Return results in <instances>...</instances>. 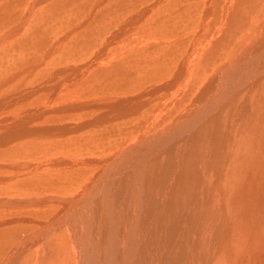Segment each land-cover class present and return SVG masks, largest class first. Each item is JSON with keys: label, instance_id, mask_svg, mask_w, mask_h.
Instances as JSON below:
<instances>
[{"label": "rangeland", "instance_id": "rangeland-1", "mask_svg": "<svg viewBox=\"0 0 264 264\" xmlns=\"http://www.w3.org/2000/svg\"><path fill=\"white\" fill-rule=\"evenodd\" d=\"M161 1L0 0V39L13 33V39L0 45V121L17 119L19 131L25 127L28 132L11 141L10 137L5 140L7 130L0 129V141L5 143L0 146V176L9 177L33 163H61L67 158L103 160L132 148L143 136L134 131L157 117L165 105L164 99L176 96L173 91L163 95L162 87L174 78L173 72L186 57L199 51L192 57L196 69L189 75L186 87L179 91L181 98L186 99H175L179 106L170 100L171 104L162 112L164 124L151 126L150 133L158 134L192 105L207 83L214 81L215 73L220 70L224 76V69L234 63L236 55L244 47L257 44L264 33V0H236L237 9L234 6L233 11L242 20L237 17L235 26L221 25L231 0ZM210 34L215 39H227L218 46L213 41L206 46L203 41L208 42L205 38H211ZM115 36L120 39L108 45ZM97 54L106 56L103 64L59 96L57 91L67 79H73ZM238 95L232 109L227 107L220 113L223 128L216 140L220 143L231 128L233 132L228 161L224 162L226 166L218 180L216 172L223 164L222 154L216 153L215 163L209 162L210 172L200 181L205 185V203L195 198L198 185L186 187L174 202L175 213L190 212L186 213L190 218L187 229L171 247V258L178 260L176 264H264V77L249 95ZM247 97V117L236 125L234 107L239 108ZM126 100H139L145 107L131 118H98L113 112L112 108H105ZM65 107L70 108L69 112L58 114L56 110ZM77 107L81 109L75 110ZM18 115L25 116L21 119ZM228 124L230 128L226 130ZM257 141L260 142L254 144ZM175 147L176 152L181 149L180 144ZM199 148L202 162L207 155L203 146ZM91 167L51 171L44 176L25 173L24 178L1 184L0 197L8 194L17 199L48 192L67 198L68 193L73 196L96 174V168L101 169V165ZM152 194L156 197L154 191ZM59 210L57 205L34 211L0 209V223L17 221L12 227L9 224L0 228V263L8 256L11 245L14 247L39 227L38 223L18 219L50 222ZM49 237L46 264H76L68 229L55 230ZM31 252H25L19 264H35V253Z\"/></svg>", "mask_w": 264, "mask_h": 264}, {"label": "bare ground", "instance_id": "bare-ground-1", "mask_svg": "<svg viewBox=\"0 0 264 264\" xmlns=\"http://www.w3.org/2000/svg\"><path fill=\"white\" fill-rule=\"evenodd\" d=\"M239 2L238 4L242 5L243 2ZM235 4L236 0H231L229 10H226L227 12L224 14L222 13L224 20L221 25L224 26L226 23H230L229 25L235 26L234 23L237 17L241 19L239 18L240 15H235L237 11H233ZM235 8L237 9L236 6ZM149 9L151 10L152 8ZM12 36L13 33H7L0 39V45L13 39ZM210 36L211 38H207L208 36L205 38L208 42L205 43L203 41L205 45L207 44L206 46H209L212 41L218 46L225 43L227 39L225 36L217 39H215L213 34H210ZM119 39V37L115 36L108 45H112L113 42ZM258 39L257 44L255 43L252 47L249 46L250 48L244 47L242 52L236 55L234 63H230L231 65H228L229 67L226 66L224 69L226 72L224 76L220 70L217 75L215 73L213 79L215 82L207 83L190 107L184 110L172 123L170 122L171 124H168L167 128L165 127L158 134L153 135L150 130L163 122L161 116L167 104L172 100L177 104L178 102L175 99H186V96L181 98L179 91L186 87L189 75L194 73L196 64L192 57L199 51L193 53L192 56L190 55L191 57H186L179 65L180 67L177 68V71L173 72L174 78L166 82L167 84L161 89L163 95L165 92L172 94L173 91V94H176L175 98L170 99L171 101L168 98L164 99L162 104L165 105L162 106L163 108L156 115L157 117L144 128L134 131L135 135L143 136L141 141L135 143L132 148L121 150L115 157L110 156L103 160L67 158L61 163H58L59 161L57 162V160L54 163L53 161L40 164L33 163L23 170L14 172L9 177L0 176L1 185L24 178L25 173H29L31 177L44 176L51 171L61 173L67 170H76L83 166H92L91 168L96 166L99 168L101 165V169L96 168V174L89 181L84 185L82 184L83 186L78 188L79 190L73 196L68 193L67 198L54 196L48 192H45L44 196L39 192L41 197H37L36 195L39 194L34 193L33 196L17 199L9 197L8 194H2L0 197V209L3 210L13 211L20 208L34 211L36 208L42 210V208L50 207V205L60 206V210L55 215L56 217L51 218L50 222H39L35 219H18V221L33 225L38 223L39 227L34 232L26 234L25 238L14 247L11 245L10 248H12L9 250L8 256L0 264H19L20 259L23 258L22 255L29 250L35 253V264H46L47 238L51 232L61 228L68 229L73 251L77 256L76 264H176L178 260L175 262V258H171V253L174 251L171 247L174 246L173 244L180 237V233L184 234L187 229L190 218L186 213L190 212H186L183 215L175 213L173 211L175 208L174 202L177 201V198L181 196L180 193L185 191L186 187L198 185L195 198H197L198 202L202 201L203 203L205 201L203 198L205 185H202L200 181L202 180L203 182L204 177L206 178L205 175L212 168L209 162H214L216 153L222 154L221 164L223 165L220 166L221 168L218 167L216 172L217 180L221 170L226 166L225 161H228V147L233 128L229 129V124L225 126L226 130L229 129L228 135L222 136L223 139H221L220 143L216 140L220 137V132L223 128L220 123V113H222L223 109L231 108L236 103L239 93L246 92L249 95L263 79L264 33ZM134 43L137 42L132 41V44ZM216 45L215 47H217ZM194 46L196 47V45ZM132 48L136 47L133 46ZM193 50L195 51L196 49ZM105 57L103 54H97L94 59L84 64L78 73L76 70L77 74L75 77L71 80L67 79L66 83L63 82L64 84L58 89L57 94H64L65 90L68 91L76 87L89 74V71L103 64ZM183 83L185 86H182ZM129 102V100H126L118 103V105L104 107L105 109L112 108L113 112H108V114L98 118L104 120H109L106 117H116L115 119H117L118 117L128 116V118H131V116L138 114L145 107L143 102L139 100ZM238 106L234 107L236 108V111H234L235 122L232 121L236 125L238 121L240 122L245 116L247 117L250 108L248 97L240 104L239 108ZM80 109L81 107H77L75 110L78 111ZM175 109L173 110L175 111ZM69 110L70 108L65 107V110L58 108L56 111H59L58 114H63L62 112H69ZM51 112L54 111L52 110ZM18 116H22V119L25 115ZM16 120H13V122H9L7 119L0 121V129L7 130L5 138L10 137L9 140L15 139V137H22L23 134L28 133L25 127L20 128L22 130L19 131ZM247 121L249 120L247 119ZM256 122L260 125L259 120H256ZM161 124H164V122ZM243 127L241 129L245 130ZM142 130H145V132ZM253 131L252 133H254ZM1 139H4V137H1ZM259 142H254V144ZM179 144L181 149L179 148L180 150L176 152L174 147L179 146ZM4 145L5 143L0 141V146ZM199 146H203L207 155L206 158H202V162H200L202 152ZM175 148L178 149V147ZM217 180H215L216 183ZM53 191L50 190V192ZM153 191L156 197L153 196ZM190 201L195 206V200H193V203L192 199ZM131 206H133V209ZM14 222L17 221H1L0 228L6 225L9 226V224L11 225Z\"/></svg>", "mask_w": 264, "mask_h": 264}]
</instances>
